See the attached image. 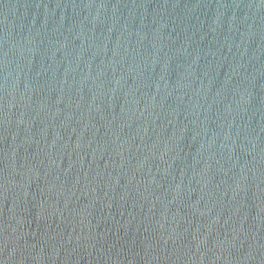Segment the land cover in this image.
<instances>
[{"label":"water","instance_id":"95a60500","mask_svg":"<svg viewBox=\"0 0 264 264\" xmlns=\"http://www.w3.org/2000/svg\"><path fill=\"white\" fill-rule=\"evenodd\" d=\"M0 264H264V0H0Z\"/></svg>","mask_w":264,"mask_h":264}]
</instances>
